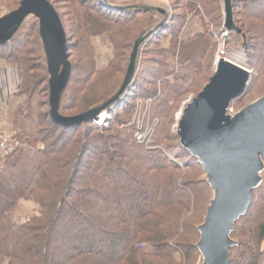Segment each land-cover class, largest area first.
Listing matches in <instances>:
<instances>
[{"label":"trees","instance_id":"16d2710c","mask_svg":"<svg viewBox=\"0 0 264 264\" xmlns=\"http://www.w3.org/2000/svg\"><path fill=\"white\" fill-rule=\"evenodd\" d=\"M8 1L0 0L2 15L10 11ZM198 2L203 12L195 2L173 0L168 23L141 48L139 76L131 90L108 111L111 126L89 122L62 127L44 112L49 102L40 100L34 115L36 132L17 128L10 135L23 147L0 158V264L204 262L198 248L200 227L216 194L199 158L180 145L173 131L179 105L213 65L215 39L209 25L223 22L221 0ZM232 2L236 25L243 31L237 35L247 45L246 65L253 71L247 90L234 101L251 89L261 99L264 0ZM60 4L66 9L64 26L71 29L70 58L75 59L60 112L75 116L100 107L118 93L136 40L164 17L144 6L119 9L107 0H60ZM193 15L203 20L206 30L181 40ZM19 33L0 46V64L15 66L22 73L18 95L26 97V106L19 108L16 117L24 111L33 116L34 97L43 92L48 97L49 89L39 20L35 18L22 38ZM102 45L108 46L109 55L101 53ZM176 56L180 74L168 68L169 59ZM77 75L80 78L75 79ZM129 94L132 100L127 101ZM138 100H152L151 116L159 121L148 145L137 142L136 128L130 125ZM121 125L126 129L118 130ZM22 202L39 207L38 214L20 220ZM231 238L235 246L230 249V264H263L262 185L253 190L248 212L235 223ZM143 245L146 249L139 250Z\"/></svg>","mask_w":264,"mask_h":264},{"label":"water","instance_id":"95a60500","mask_svg":"<svg viewBox=\"0 0 264 264\" xmlns=\"http://www.w3.org/2000/svg\"><path fill=\"white\" fill-rule=\"evenodd\" d=\"M223 32L242 34L234 19L232 0H223ZM124 9L123 7H118ZM164 19L136 40L124 82L118 93L100 107L75 117L60 113L61 102L72 76L67 34L53 5L47 0H23L20 7L0 18V46L12 42L29 17L40 24V37L47 60L50 86V117L65 128L92 122L124 98L138 72L141 48L168 23L166 9H155ZM226 36V37H227ZM245 37V35H244ZM246 57L247 45H243ZM247 58V57H246ZM244 67L247 68L246 63ZM250 72L230 59L218 60L214 76L183 110L179 121L180 145L199 158L216 197L200 227L198 248L203 264H230L231 238L235 223L248 212L253 190L261 183L264 161V97L236 116H228L231 103L250 84Z\"/></svg>","mask_w":264,"mask_h":264},{"label":"rangeland","instance_id":"374dc122","mask_svg":"<svg viewBox=\"0 0 264 264\" xmlns=\"http://www.w3.org/2000/svg\"><path fill=\"white\" fill-rule=\"evenodd\" d=\"M14 1L15 0H9L8 1L7 4L10 7V11L9 12H6L4 15H2L3 12L1 11L0 12V18L3 17V16H5V15H7V14H9V13H11V12H13V11H16L20 7L21 2L23 0H20V2H18L17 4H14ZM47 1H49L53 5V7L55 8V10L59 14V17L61 19V22L63 24V27L65 29V32L67 34V40H68V44H69V38L71 36L70 35V32H71L70 30L71 29H70L69 26H64V22L67 20V18L65 17V14H66V9H64L65 8V5H61L60 4V0H47ZM221 3H222V6H223V22H222V24L219 25V23L215 22L213 25H209V31L212 33V35H213V37L215 39V41L213 42V43H215L214 44V53L212 55L213 56L212 57V59H213V63L212 64L213 65H212L210 71H206L205 75H203L202 77H200L199 81L197 82V86L195 88V91L192 92V93H189V95L187 97H185L183 99V101L181 102V104L179 105V107H178V109H177V111L175 113V124L173 126V131L176 132L177 134H178L179 121H180V119L182 117L183 110L185 109V107L189 103H191V101L193 99L196 98V96L210 82V81L207 82L206 79L208 77H210V76H212V77L214 76V73H215L216 68H217V62H218V59H219V55H220V52H221L222 48L224 47L225 54H227V55H231L234 51H236L237 53L239 52L238 53V56H237V59L241 63H247V58H246L247 56L245 57L244 52L242 50L244 43H243L242 39L239 37V35L233 34L230 37L229 36L225 37L224 32L222 31L223 30V25H224V5H223V0H221ZM169 4L171 6V4H173V0H171V3L169 2ZM245 10L246 9H244L243 11H245ZM176 13L177 14H182L183 12L176 10ZM234 15H235V10H234ZM195 18L200 19L199 21L201 22L200 24L202 25V30L199 33L205 32L206 29H205V25H204L203 20L199 16H194L193 15L189 19V21H188L185 29L183 30V33L181 35V40H191L194 36H196L198 34V33H193L192 30L189 29L190 28L189 26L192 25L191 23H194V21H197L198 22V19H195ZM34 22H35V18L34 17H29V19H27L26 23L24 24L23 28L21 29V32L19 33L20 38H22L26 34L29 25L33 24ZM103 46L104 45H102L100 49H102L104 52H101V53L102 54H105V55H109L108 46H105V47H103ZM68 47H69V45H68ZM68 56H69V62L72 65V63H73V61H75V59L70 58L69 49H68ZM108 57H105V59L106 58L108 59ZM141 61L142 60H140V62H139V67L141 66ZM168 63H169L168 64V68H170V69H173L174 68L175 71H176V74H180L181 73V65L178 62V57L177 56L175 58H173L172 60L169 59ZM1 65L2 64H0V66ZM3 65H4V67H6V66L11 67V68H13V70H9L8 72H6L5 70H2L0 68V86L1 87H4L5 86L6 76L8 74H10L11 80H13V77L14 78H20V80H21L22 73L15 66H11V65H8V64H5V63ZM247 68H248L247 70H249V72H250V77H251L253 71L248 66H247ZM6 73H7V75H6ZM137 76H139L138 75V72H137ZM76 78H80V75H77L75 77V79ZM250 80H251V78H250ZM159 87H161V82L158 85V88ZM200 89H201V91H200ZM159 90H161V89H159ZM47 94H48V97H46V93L45 92H43L42 95H36L34 97L33 101L35 102V104H34L35 105V108H34V110L32 112V113H34V115H37L38 114L37 103L40 102V100H42V102H46V103L49 102V100H50L49 99V97H50V86H49V89H48V93ZM259 96H260V94L257 92V90L251 89L248 92V94H246L244 97H242L241 99H238L236 101H233L231 103L230 108H229V112L227 113V115L228 116H231V117L236 116L242 110H244L245 108L251 106L256 101H258L260 99ZM126 100L127 101L132 100V94H129V96L126 97ZM148 101L149 100H146V101L138 100V101H136V111H135V115H134L133 122L131 121L132 123L130 125H134L135 128H136V123L138 121L139 112L145 111L148 108V106H149V105H147V102ZM49 105H50V103H49ZM50 110H51V108H49V106H47V107L44 108V112L49 113V116H50ZM82 114H84V113H82ZM82 114H79V115H82ZM113 114H114V111H113L112 115ZM61 115L64 116V117H75V116H79V115H75V116H65L63 114H61ZM111 119H112V116L107 120V122L103 125V127L104 126H106V127L111 126V124L108 123V121H110ZM92 124L94 125L93 121H92ZM117 129L118 130H125L126 129V126L121 125V126H118ZM174 150H175V148L171 152H174ZM170 156L173 157V158H175V161L177 160V158L174 157L172 154ZM88 159H89V156L86 157L85 162L88 161ZM260 177H261V183H260V185H262L264 187V161H263V168H262V170L260 172ZM205 179H206V177H205ZM38 211H39V207H33L30 204H28V203L26 204V203H23L22 202L21 203L20 211L18 212V217H19L20 220H26V219H28V218H30V217L38 214ZM145 249H146V247L144 245L139 247V250H145ZM230 258H231V256H230ZM203 263L204 262H201V264H203ZM263 264H264V262H263Z\"/></svg>","mask_w":264,"mask_h":264},{"label":"crops","instance_id":"0c3cea01","mask_svg":"<svg viewBox=\"0 0 264 264\" xmlns=\"http://www.w3.org/2000/svg\"><path fill=\"white\" fill-rule=\"evenodd\" d=\"M111 4H115L119 6H144L150 9H167V0H107ZM171 3V0H168ZM156 17V16H155ZM198 19V18H195ZM161 20L162 17H161ZM198 19L191 23L189 29L192 30L193 33H199L202 30L201 22ZM2 70L8 72L9 70H13L11 67H4L2 64L0 66ZM7 75V73H6ZM19 78H14L11 80L10 74L6 76V83L4 87L0 86V131L4 135H13L15 134L18 129H23L24 131L33 134L36 132V115L28 116L27 111L24 113H18L16 117V113L18 112L19 108L26 106V97L18 95L16 93L14 96L9 95V88L17 84ZM22 82V81H21ZM16 121V125L15 122Z\"/></svg>","mask_w":264,"mask_h":264},{"label":"built area","instance_id":"2783aa9c","mask_svg":"<svg viewBox=\"0 0 264 264\" xmlns=\"http://www.w3.org/2000/svg\"><path fill=\"white\" fill-rule=\"evenodd\" d=\"M191 2H195L197 4V7L201 12H203L201 4L198 2V0H189ZM168 8L166 9L168 12V15L172 14V8L167 1ZM228 32H224L225 37L227 36ZM21 80L19 78V81L14 86L11 85L9 88V95L14 96L16 93L19 92V87L21 85ZM152 100H149L147 102L148 108L145 111L139 112L138 121L136 123V131H135V139L137 142L142 144H150L153 138L155 127L158 125L159 121L158 119H152L151 116V107H152ZM102 117H105V114L99 115L96 120H94L95 125H99L101 123L100 119ZM23 147L22 143L19 141V139L12 137L10 135H4L0 131V158H5L10 155H12L16 150ZM178 162V159L176 160Z\"/></svg>","mask_w":264,"mask_h":264},{"label":"bare ground","instance_id":"6f19581e","mask_svg":"<svg viewBox=\"0 0 264 264\" xmlns=\"http://www.w3.org/2000/svg\"><path fill=\"white\" fill-rule=\"evenodd\" d=\"M239 53V52H238ZM238 53L236 52V51H234L231 55H227V54H225V49H224V47L222 48V50H221V52H220V55H219V59L218 60H223V59H230L231 61H234V62H236V63H238V64H240V70L241 71H245V72H247V71H249V70H247L246 69V67H244V64L245 63H241L238 59H237V56H238ZM131 90V89H130ZM113 108V107H112ZM111 108V109H112ZM110 109V110H111ZM109 111V110H108ZM108 111L106 112H103V113H101V114H105V117H102L101 119H100V121H101V123L99 124V125H97V126H103L106 122H107V120L111 117V115H109V113H108ZM100 114V115H101ZM98 117V116H97ZM94 120H96V119H94ZM94 120H93V123H94ZM95 125V124H94ZM148 145V144H147ZM173 159V158H172ZM173 160H175V159H173Z\"/></svg>","mask_w":264,"mask_h":264}]
</instances>
